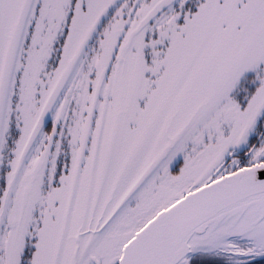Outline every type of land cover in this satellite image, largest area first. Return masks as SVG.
Listing matches in <instances>:
<instances>
[{"label":"snow or ice","instance_id":"snow-or-ice-1","mask_svg":"<svg viewBox=\"0 0 264 264\" xmlns=\"http://www.w3.org/2000/svg\"><path fill=\"white\" fill-rule=\"evenodd\" d=\"M0 264H264V0H0Z\"/></svg>","mask_w":264,"mask_h":264}]
</instances>
